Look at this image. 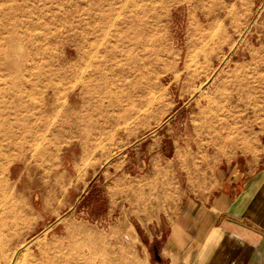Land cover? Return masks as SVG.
Segmentation results:
<instances>
[{
	"label": "rangeland",
	"instance_id": "rangeland-1",
	"mask_svg": "<svg viewBox=\"0 0 264 264\" xmlns=\"http://www.w3.org/2000/svg\"><path fill=\"white\" fill-rule=\"evenodd\" d=\"M15 21L59 71L17 102ZM263 143L264 0H0V264H155L141 204Z\"/></svg>",
	"mask_w": 264,
	"mask_h": 264
},
{
	"label": "crops",
	"instance_id": "crops-1",
	"mask_svg": "<svg viewBox=\"0 0 264 264\" xmlns=\"http://www.w3.org/2000/svg\"><path fill=\"white\" fill-rule=\"evenodd\" d=\"M127 187L114 194L118 204L127 203L129 193L148 192L144 185ZM161 193L156 201L135 203L142 217L166 231L155 264H264V143L189 169Z\"/></svg>",
	"mask_w": 264,
	"mask_h": 264
},
{
	"label": "bare ground",
	"instance_id": "bare-ground-1",
	"mask_svg": "<svg viewBox=\"0 0 264 264\" xmlns=\"http://www.w3.org/2000/svg\"><path fill=\"white\" fill-rule=\"evenodd\" d=\"M19 28H20L19 22L15 21L11 29V37H10V42H9V47H8L9 48L8 49V58H9L8 71L10 73L11 98L14 100V102H17L19 99H22L23 96H26L27 94L32 93V91H34V89L37 88L40 84L42 85L44 84V86H40L44 88L43 90L41 89L40 95H43L45 92L48 91V89H56L57 87L56 79L59 77L58 75L59 71L48 70L47 68H42L38 62H34L32 65V68H28V69L22 68V63L23 61H27L29 57V52L23 51L22 53V50H24V47L22 46L21 42L25 44L26 37L23 35V33L20 31ZM31 30L32 31L35 30L34 25H33V28H31ZM135 34H136L135 39L132 44L135 47L144 46L145 41L140 37V30L137 27L135 28ZM34 39L33 41H35V43L40 41L38 37H35ZM74 86H76V84ZM13 138L16 139L17 136H13Z\"/></svg>",
	"mask_w": 264,
	"mask_h": 264
}]
</instances>
